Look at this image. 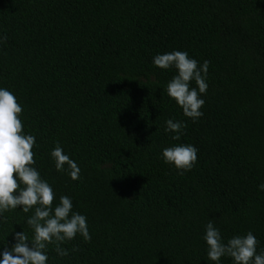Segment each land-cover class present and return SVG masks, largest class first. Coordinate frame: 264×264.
Wrapping results in <instances>:
<instances>
[{"label": "trees", "instance_id": "16d2710c", "mask_svg": "<svg viewBox=\"0 0 264 264\" xmlns=\"http://www.w3.org/2000/svg\"><path fill=\"white\" fill-rule=\"evenodd\" d=\"M0 35V87L36 138L34 167L91 235L65 242V257L48 245V264H213L209 220L264 249V0H0ZM173 50L209 62L195 121L167 95L175 69L152 63ZM168 119L185 123L179 141ZM57 142L78 180L56 171ZM176 143L198 149L183 174L161 158ZM31 214H3L0 251L15 232L31 239Z\"/></svg>", "mask_w": 264, "mask_h": 264}, {"label": "clouds", "instance_id": "9594fccd", "mask_svg": "<svg viewBox=\"0 0 264 264\" xmlns=\"http://www.w3.org/2000/svg\"><path fill=\"white\" fill-rule=\"evenodd\" d=\"M6 39V35H0V43ZM152 63L160 69H175V75L166 85L167 95L182 109L185 117L193 121L202 117L209 62L205 60L201 64L188 52L173 50L156 54ZM21 113L22 106L16 96L0 87V220L5 212L19 207L24 213H32L26 223L33 233L30 239L24 231L15 232V243L0 251V264H48V245L54 244L57 255L65 257L69 255L68 249L62 247L65 242L77 235L89 242L91 235L87 217L74 210L71 197L60 196L54 204L56 193L34 167L32 149L36 138L24 132ZM165 124V133H171L172 140L179 141L185 123L168 119ZM197 153L194 145L176 143L163 147L161 158L183 174L194 167ZM49 155L56 171L66 173L74 181L80 178L81 168L77 161L58 142ZM258 189L264 191V182ZM202 239L207 246V260L213 264H221L222 257H230L233 264H264V249L257 251L259 242L251 231L225 241L220 229L209 220Z\"/></svg>", "mask_w": 264, "mask_h": 264}]
</instances>
